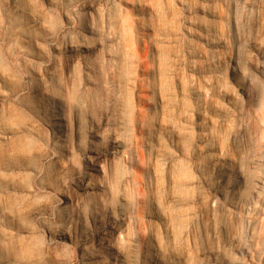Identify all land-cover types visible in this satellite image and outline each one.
I'll use <instances>...</instances> for the list:
<instances>
[{
    "label": "rangeland",
    "instance_id": "rangeland-1",
    "mask_svg": "<svg viewBox=\"0 0 264 264\" xmlns=\"http://www.w3.org/2000/svg\"><path fill=\"white\" fill-rule=\"evenodd\" d=\"M94 259L264 264V0H0V264Z\"/></svg>",
    "mask_w": 264,
    "mask_h": 264
},
{
    "label": "bare ground",
    "instance_id": "bare-ground-1",
    "mask_svg": "<svg viewBox=\"0 0 264 264\" xmlns=\"http://www.w3.org/2000/svg\"><path fill=\"white\" fill-rule=\"evenodd\" d=\"M59 119H61V118H56L55 119V124L53 125V127H54V129H58V128H61V127H63V125H62V123H61V120H59ZM59 120V121H58ZM58 131V130H57ZM57 133V132H56ZM60 133V132H59ZM56 137V136H55ZM86 180V179H85ZM81 183V182H80ZM85 183H86V181H85ZM82 185H84V183L82 184ZM112 227V226H111ZM108 234V233H107ZM103 235V234H102ZM105 235V234H104ZM111 235V234H110ZM99 236V235H98ZM99 253H97V255H98ZM103 263H104V261H103ZM99 259H94L93 260V262H92V264H103Z\"/></svg>",
    "mask_w": 264,
    "mask_h": 264
}]
</instances>
